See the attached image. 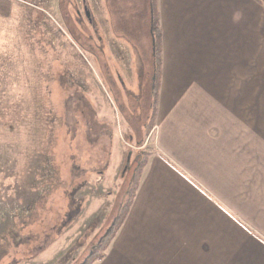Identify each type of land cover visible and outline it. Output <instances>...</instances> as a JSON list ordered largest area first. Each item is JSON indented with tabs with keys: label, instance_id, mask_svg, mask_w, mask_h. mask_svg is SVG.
<instances>
[{
	"label": "rangeland",
	"instance_id": "obj_1",
	"mask_svg": "<svg viewBox=\"0 0 264 264\" xmlns=\"http://www.w3.org/2000/svg\"><path fill=\"white\" fill-rule=\"evenodd\" d=\"M9 1L0 264H86L154 149L152 43L100 0H85L90 16L84 0Z\"/></svg>",
	"mask_w": 264,
	"mask_h": 264
},
{
	"label": "crops",
	"instance_id": "obj_2",
	"mask_svg": "<svg viewBox=\"0 0 264 264\" xmlns=\"http://www.w3.org/2000/svg\"><path fill=\"white\" fill-rule=\"evenodd\" d=\"M100 1L101 14L126 17L121 31L146 36L154 58L152 1ZM156 7L154 149L92 264H264V0Z\"/></svg>",
	"mask_w": 264,
	"mask_h": 264
},
{
	"label": "trees",
	"instance_id": "obj_3",
	"mask_svg": "<svg viewBox=\"0 0 264 264\" xmlns=\"http://www.w3.org/2000/svg\"><path fill=\"white\" fill-rule=\"evenodd\" d=\"M152 1L153 7V24H152V35L154 39V48H153V67H154V76H153V83H154V90H153V104H152V117L149 123V128L154 125V121L156 118V107L158 102L159 96V88L161 82V41H160V29L158 24V17H157V7H156V0ZM11 10V4L9 0H0V14L8 15ZM146 162V158L142 161L141 166L138 169L136 174L135 180L131 189L127 193V197L125 199L124 205L122 210L120 211L118 217L116 218L115 222L112 224L109 232H107L101 241L94 247L93 252L91 253L90 257L87 260L86 264H92L95 260L100 259L104 256V250L108 247L110 241L112 240L114 234L119 229L121 223L123 222L125 216L128 213V210L133 202L135 194L137 192V188L140 182L141 171Z\"/></svg>",
	"mask_w": 264,
	"mask_h": 264
},
{
	"label": "water",
	"instance_id": "obj_4",
	"mask_svg": "<svg viewBox=\"0 0 264 264\" xmlns=\"http://www.w3.org/2000/svg\"><path fill=\"white\" fill-rule=\"evenodd\" d=\"M85 10H86V13H87V15L89 16V14H90V11H89V9H88V7H87V6L85 7ZM110 228H111V227H110ZM110 228L108 229V231H107V232H109Z\"/></svg>",
	"mask_w": 264,
	"mask_h": 264
},
{
	"label": "flooded vegetation",
	"instance_id": "obj_5",
	"mask_svg": "<svg viewBox=\"0 0 264 264\" xmlns=\"http://www.w3.org/2000/svg\"><path fill=\"white\" fill-rule=\"evenodd\" d=\"M83 5H84V11H85V13H86L85 7L87 6V4H86V1H85V0L83 1ZM79 13H80V11H79ZM86 15H87V13H86ZM87 16H88V15H87ZM89 16H90V14H89Z\"/></svg>",
	"mask_w": 264,
	"mask_h": 264
}]
</instances>
